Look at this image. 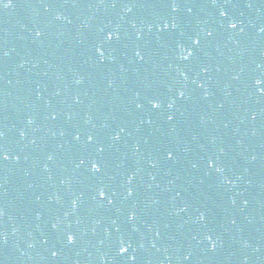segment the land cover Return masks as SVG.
<instances>
[{"label": "water", "instance_id": "water-1", "mask_svg": "<svg viewBox=\"0 0 264 264\" xmlns=\"http://www.w3.org/2000/svg\"><path fill=\"white\" fill-rule=\"evenodd\" d=\"M150 2L179 48L191 49L187 35L201 37L186 61L229 145L264 233V0H176L175 12L172 0ZM221 11L227 16L221 17ZM230 22L237 27L229 28Z\"/></svg>", "mask_w": 264, "mask_h": 264}, {"label": "snow or ice", "instance_id": "snow-or-ice-1", "mask_svg": "<svg viewBox=\"0 0 264 264\" xmlns=\"http://www.w3.org/2000/svg\"><path fill=\"white\" fill-rule=\"evenodd\" d=\"M213 4H215V0H213ZM0 7H3L4 9L14 7L13 0H0ZM170 7H171L172 11L175 12V11L178 10L179 5H178V3H176V0H172V3L170 4ZM220 15H221V17H226V16H227V13H226L225 11H221V12H220ZM168 27H169V25H168L167 23H165L164 28L167 29ZM171 27H172L173 29H175V28L177 27V25H176L175 23H173V24L171 25ZM228 27H229V28H232V29H235V28L237 27V25H236L235 23H231V22H230V23L228 24ZM39 35H40V33L37 32V36H39ZM181 35L184 36L185 34H184V33H181ZM207 35H208V36H212V32H208ZM112 40H113V35H112V34H108V35L106 36L104 42L107 43V42H110V41H112ZM187 41L190 43V45H191V49H186L183 45L180 46V48H179V52H180V56H179V58H180L181 60H189L190 58L193 57V55H194L196 49H197V48L200 46V44H201V37H200V35H198V34H196V35H187ZM97 51L99 52V49H97ZM5 55H7V53H5ZM100 55L103 56V53L100 52ZM136 55H137V56H140V53L137 52ZM141 59H142V57H141ZM77 83H79V81H77ZM256 83L259 85V84L261 83V81H260V80H257ZM179 95H180V97H183V96H184V93L181 92ZM152 107H153V108H159V107H160L159 102H153V103H152ZM169 107L171 108V107H172V104H169ZM171 119H172V117H169V120H171ZM253 119H255V117H253ZM28 123L31 124V123H32V120H29ZM76 139L78 140L79 137L77 136ZM115 139H119V136H116ZM91 140H92V137H89V141H91ZM103 151H104V149H103L102 147L98 148V152L102 153ZM2 158H3L4 160H7V159H8L7 155H3ZM168 159L171 160V159H172V156L169 155V156H168ZM81 163H84V161H81ZM211 166H212V164L210 163V167H211ZM90 171H91V173H93V174H98V173H100V172L102 171V169H101V167L99 166V164H98L96 161H93L92 164H91V169H90ZM216 171H217V172H222L223 169L217 167V168H216ZM130 182H131V181L129 180V183H130ZM97 195L100 197L101 200H104V199L107 198V197H106V192H105V190H104L103 188H99V189L97 190ZM132 195H133L132 190H128V191H127V196L125 197V199H127L128 197H131ZM108 203L111 205V204H112V200L109 199V200H108ZM75 204H76V202L73 201V207H75ZM135 219H136V217H135V214H134V213H132V214L129 215V220H130V221L135 220ZM199 219L202 221V220L204 219V216L201 215V216L199 217ZM55 227H56V225H53V228H55ZM207 238L211 241V237H207ZM6 242H7V241H6V238H4V243H6ZM67 242H68V244H72V243H74V242H75L74 236H73V235H68V236H67ZM130 247H131V244H129L127 247H125V246H124V243H123V241H122V242H121V245H120V249H119V251H120V253H122V254H123V253H126ZM212 247H213V249L215 248V244H214V243L212 244ZM52 255H53V257H55V256L57 255V253H56V252H53ZM131 259L134 260L135 257H132ZM186 259H187V257H186Z\"/></svg>", "mask_w": 264, "mask_h": 264}]
</instances>
